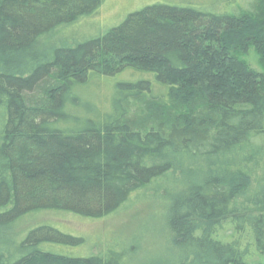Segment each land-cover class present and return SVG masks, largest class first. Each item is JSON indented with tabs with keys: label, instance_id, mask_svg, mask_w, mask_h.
<instances>
[{
	"label": "trees",
	"instance_id": "obj_1",
	"mask_svg": "<svg viewBox=\"0 0 264 264\" xmlns=\"http://www.w3.org/2000/svg\"><path fill=\"white\" fill-rule=\"evenodd\" d=\"M103 1L0 0V264H128L125 249L66 254L83 239L17 226L100 219L153 182L173 264H264V0L156 2L103 35L58 37Z\"/></svg>",
	"mask_w": 264,
	"mask_h": 264
},
{
	"label": "rangeland",
	"instance_id": "obj_2",
	"mask_svg": "<svg viewBox=\"0 0 264 264\" xmlns=\"http://www.w3.org/2000/svg\"><path fill=\"white\" fill-rule=\"evenodd\" d=\"M186 1L195 2L196 7L213 12L249 9L253 2ZM156 2L179 5L184 4L185 0H104L97 12L62 29L58 37L68 43L82 42L103 35L109 28L118 25L127 14ZM85 97L94 100L92 95ZM155 183L134 192L119 209L100 219L82 218L62 211H46L27 215L17 228L23 233L31 226L47 224L63 233L81 237L83 244L76 247L77 250H64L67 251L66 254L83 256L113 247L125 249L128 264H173L178 249L172 241L167 223L169 202L165 199L167 197L159 192V185ZM5 232L9 234L18 231L13 229Z\"/></svg>",
	"mask_w": 264,
	"mask_h": 264
}]
</instances>
